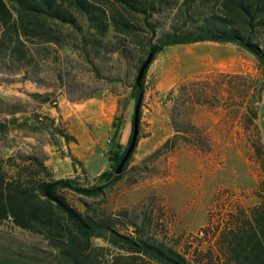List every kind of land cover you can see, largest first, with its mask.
<instances>
[{
	"label": "rangeland",
	"instance_id": "1",
	"mask_svg": "<svg viewBox=\"0 0 264 264\" xmlns=\"http://www.w3.org/2000/svg\"><path fill=\"white\" fill-rule=\"evenodd\" d=\"M155 3L149 15L129 18L141 26L134 30L138 38L149 34L144 28L155 38L171 25L182 28L198 19V0ZM121 38L127 57L115 48ZM109 40L114 51L91 55L98 76L76 47L53 46L50 57L36 55L27 77L15 65L0 67V122L8 124L0 135L2 160L22 163L20 156L35 155L53 178L72 176L81 184L107 168L103 149L109 148L111 119L122 104L119 142L128 138L136 57L134 35L111 30ZM196 97L205 103H195ZM168 138L171 150L160 147ZM262 180L264 75L257 59L230 42L175 43L163 46L149 62L130 160L94 202L109 212L125 208L138 222L145 216L144 227L153 237L201 253L213 250L231 213L247 212L257 202L254 190ZM65 194L77 203V195ZM91 243L102 247V261L114 251L100 239ZM0 258L24 264L55 259L40 234L10 220L0 223Z\"/></svg>",
	"mask_w": 264,
	"mask_h": 264
},
{
	"label": "trees",
	"instance_id": "2",
	"mask_svg": "<svg viewBox=\"0 0 264 264\" xmlns=\"http://www.w3.org/2000/svg\"><path fill=\"white\" fill-rule=\"evenodd\" d=\"M192 1L183 0V3L188 5ZM198 2V11L194 12L198 19L188 26L171 25L155 38L151 29L144 28L149 34L138 38L134 30L141 26L129 18L149 15L156 8L155 0H0V67L15 65L27 77L28 67L36 55L50 57L53 46L76 47L98 76L92 56H99L104 50L112 52L115 48L123 56L129 55L123 38L115 43V48L110 47L109 32L114 30L134 35L135 73L129 83V97L134 104L140 94L142 98L148 67L136 83L140 64L148 54H152V59L168 44L230 42L250 52L264 75V0ZM200 6L205 8L199 9ZM173 36L183 39L159 43ZM32 95L40 97L38 93ZM41 101L46 99L42 97ZM205 101L200 97L194 100L195 103ZM123 107L124 104L119 105L111 119L108 166L95 174L89 184L78 183L72 176L53 178L35 155L20 156L22 163L10 157L0 158V223L10 220L21 229L40 234L54 249L55 259L51 264H264V180L254 190L257 202L247 212L237 208L231 213L228 224L215 237L214 251L201 253L181 250L175 244L153 237L144 227L145 216L138 222L125 208L109 212L96 205L94 199L120 178L133 152L116 174L115 167L127 147L132 129L131 116L127 141L121 144ZM139 118L140 108L138 129ZM171 124L178 129L173 119ZM188 127L190 132L194 131L193 126L188 124ZM7 129L8 124L0 122V135ZM61 135L67 138L62 132ZM170 140L166 139L160 147L171 150ZM66 192L77 195V203H70ZM93 239L104 241L114 250L108 259L98 258L102 247L92 245ZM0 264L24 263L0 258Z\"/></svg>",
	"mask_w": 264,
	"mask_h": 264
},
{
	"label": "water",
	"instance_id": "3",
	"mask_svg": "<svg viewBox=\"0 0 264 264\" xmlns=\"http://www.w3.org/2000/svg\"><path fill=\"white\" fill-rule=\"evenodd\" d=\"M183 39L182 37L179 36H173V37H168L165 38L163 40H161L159 43H164L167 41H172V40H180ZM151 56L152 54H148L146 56V58L143 60V62L140 64L136 76H135V82L138 83L144 69L147 67V65L149 64L150 60H151ZM140 100H141V94L138 96V98L136 99V102L134 104L133 107V112H132V129H131V134H130V138H129V142L127 144V147L125 149V151L123 152L121 158L119 159L116 167H115V173H119L124 162L126 161L128 155L131 153V151L133 150L135 143H136V138H137V132H138V113H139V108H140Z\"/></svg>",
	"mask_w": 264,
	"mask_h": 264
},
{
	"label": "built area",
	"instance_id": "4",
	"mask_svg": "<svg viewBox=\"0 0 264 264\" xmlns=\"http://www.w3.org/2000/svg\"><path fill=\"white\" fill-rule=\"evenodd\" d=\"M108 151V148H104L103 152L106 153Z\"/></svg>",
	"mask_w": 264,
	"mask_h": 264
},
{
	"label": "crops",
	"instance_id": "5",
	"mask_svg": "<svg viewBox=\"0 0 264 264\" xmlns=\"http://www.w3.org/2000/svg\"><path fill=\"white\" fill-rule=\"evenodd\" d=\"M98 172H94L93 174H97Z\"/></svg>",
	"mask_w": 264,
	"mask_h": 264
}]
</instances>
